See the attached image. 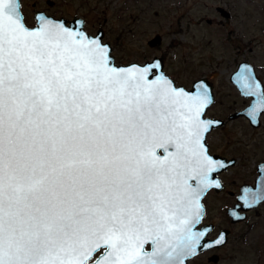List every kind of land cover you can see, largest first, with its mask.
Masks as SVG:
<instances>
[{"label": "snow or ice", "instance_id": "1", "mask_svg": "<svg viewBox=\"0 0 264 264\" xmlns=\"http://www.w3.org/2000/svg\"><path fill=\"white\" fill-rule=\"evenodd\" d=\"M19 8L0 0V264H183L218 166L207 93L158 62L117 68L99 38L43 13L28 28Z\"/></svg>", "mask_w": 264, "mask_h": 264}, {"label": "rangeland", "instance_id": "2", "mask_svg": "<svg viewBox=\"0 0 264 264\" xmlns=\"http://www.w3.org/2000/svg\"><path fill=\"white\" fill-rule=\"evenodd\" d=\"M217 5L225 7L230 17L219 14ZM20 7L27 25L35 23L34 10L44 9L57 17H82L92 34L101 28L116 63H142L161 56L164 70L176 84L190 87L195 79L207 77L213 83L214 100L206 115L227 119L249 103L250 98L230 80L238 62L254 64L264 82V0H20ZM155 35L161 42L150 45L148 40ZM262 119L260 126L252 127L238 115L207 135L210 149L240 156L226 172L230 188H235L230 183L252 174L258 151L250 141L264 140V112ZM229 198L222 192L204 199V220L229 230L227 243L216 249L220 259L213 264H264V210L246 222L231 224L222 210Z\"/></svg>", "mask_w": 264, "mask_h": 264}, {"label": "water", "instance_id": "3", "mask_svg": "<svg viewBox=\"0 0 264 264\" xmlns=\"http://www.w3.org/2000/svg\"><path fill=\"white\" fill-rule=\"evenodd\" d=\"M18 3L20 5V0H18ZM217 9L226 17L230 16V12L228 10H226L223 6H217ZM21 15L23 16L24 19V15L23 12L21 10V7L19 8ZM43 13L45 16H47L48 18L55 20V21H62L65 26L69 27V28H79L80 30H82L84 32L85 35H87L88 37H92V38H99L100 42L102 44H106L108 45L109 48V55L111 58V63L112 65H114L117 68H124L127 69L133 65H138L140 67L145 66L146 64H153L158 62L159 67H157L154 72L155 75H160L162 74L163 76H165L169 81H171V84L173 87H175L176 89H183L184 92L186 93H195L199 90L205 91L208 95V104L207 106L203 109L202 113H201V119L206 120V121H211L213 122L210 127L208 128V130L203 133V142L207 151V142H206V135L207 132L210 131L213 127L220 125L223 120L215 117V116H209V115H204V113L206 112L207 108L209 107V105L213 102L214 100V95H213V89H212V84L209 81V79L205 76H202L198 79H195L192 83V86L190 88H187L181 84H176L175 80L172 79L164 70L163 68V59L161 56H154L152 59L146 60L145 62H137V61H132L129 63H116L114 60L113 55L111 54V45L109 44V42L104 41L102 42V37H103V30L101 28H99L95 34H92L90 32H88L85 28H84V19L80 16H73L71 19H67L65 17H54L50 14H47L46 12H44L43 10H36L34 13V19H35V24L30 26L27 25L24 21V23L26 24V26L28 28H33L34 26H38L37 25V20H36V16L38 14ZM77 22H80L79 24ZM161 42V37L159 35H155L154 37H152L151 39L148 40V43L150 45H157ZM155 76L150 73L148 76L149 80L154 79ZM231 81L233 83L236 84V86L238 87L240 93L244 96H251V99L249 101V103L241 110L235 111L233 113H231L229 115L230 118L236 117L237 115H245L248 117V119L250 120V122L253 125H257L259 123V116L261 114L262 111H260V104L262 102V96H264L263 93V85H262V81L259 78V76L256 74L255 68L252 65V63L246 61V60H242L237 68L231 73ZM249 85H254V87H249ZM250 92H254L255 95H248L246 93H250ZM256 106L257 112L254 116H250L249 112L250 110L253 108V106ZM162 153H159V149H157V154L160 156H164L166 155V153H164L163 149ZM171 150V149H170ZM207 154L213 158V160L218 162V166L216 168V170L214 172L211 173L210 175V179L213 181V184L211 186H215L216 189H220L221 188V184L219 182L218 176L216 175V172L220 169H222V166H227L229 164L232 163V160H230L227 163L222 162L223 158L218 157L216 154L213 153H208ZM260 168V173L256 178V185L255 186H250L248 188H243L242 190V194L241 196L244 198V204L242 205L243 208H248L254 204H257L260 200H261V194L262 192H264V187L262 186V182H264V162L261 163L259 165ZM189 183L190 180H189ZM193 184V186L196 185L195 183H191ZM206 187L204 189V191L200 194L199 196V211H200V219L195 223V225L193 226V231H197V232H202L204 235L200 240V244L199 246L196 248L195 252H193L190 255H185L182 258L183 264H187V259L196 255L199 251H202L207 247L206 245L211 244V247L213 246H219L223 243H225L227 241V236H228V229L227 228H223L219 231V233L217 234L216 237H214L213 239H210L208 237H206V234L211 230L212 228V224H204L201 225L200 227H196V225L201 221L203 215H204V203L202 201L203 196L205 195L206 191L211 187ZM229 214L232 217L233 221H238V220H242L245 217V212H239V207L238 206H233L231 208L228 209ZM221 235L223 236V240L222 243L220 244H215L214 242L219 239L221 237ZM148 252L152 251V246L151 249L146 250ZM98 255V254H97Z\"/></svg>", "mask_w": 264, "mask_h": 264}, {"label": "flooded vegetation", "instance_id": "4", "mask_svg": "<svg viewBox=\"0 0 264 264\" xmlns=\"http://www.w3.org/2000/svg\"><path fill=\"white\" fill-rule=\"evenodd\" d=\"M217 6H221V5H217ZM217 6H216V9H217ZM225 8V7H224ZM226 9V8H225ZM38 10V9H36ZM34 10V13L35 11ZM40 10H43L45 12L44 9H40ZM218 10V9H217ZM227 10V9H226ZM219 14H221L222 16H224L219 10H218ZM47 13V12H46ZM49 14V13H47ZM52 15V14H50ZM231 15V13H230ZM34 16V14H33ZM54 16V15H52ZM75 16V15H73ZM54 17H57V16H54ZM60 17H63V16H60ZM226 17V16H224ZM230 17V16H228ZM59 18V17H57ZM68 19V18H67ZM207 22H211V19L208 18L207 19ZM241 62V61H240ZM238 62V64L240 63ZM237 64V66H238ZM255 70L257 71L255 65L253 64ZM257 74L259 76V78L261 79L262 81V85H263V93H264V82L262 80V77L259 75V72L257 71ZM231 80V78H230ZM210 81V80H209ZM211 82V81H210ZM193 83V82H192ZM233 83V82H232ZM212 84V89H213V83L211 82ZM235 86L236 84L233 83ZM192 86V84H191ZM190 86V87H191ZM189 87V88H190ZM237 87V86H236ZM238 89V87H237ZM239 90V89H238ZM240 92V91H239ZM242 95V94H241ZM244 96V95H243ZM246 97H249L251 99V96H246ZM250 101V100H249ZM238 110H241V109H238ZM238 110H235V111H238ZM233 111V112H235ZM233 112H230L228 115H227V119H233V118H230L229 115ZM262 114L263 112H261L260 116H259V123L257 125H253L250 120L248 119L247 116H245L246 119H248V122L249 124L252 126V127H255V126H260L261 123H262ZM210 116V115H209ZM238 116V115H237ZM219 118V117H218ZM220 119H222L220 117ZM227 119H222L223 122L220 124L222 125H226L227 123ZM218 125V127L220 126ZM222 125V126H223ZM217 126L213 127L210 131L207 132V135L209 132H211L212 130H215L218 128ZM221 127V126H220ZM207 135H206V139H207ZM207 142V141H206ZM250 143H253L254 145L251 146V148L255 149V151H258L257 153H255V157H254V165H253V169H252V174L247 177V178H243L241 179L240 181L238 182H234V183H230L229 185H233L235 186V188L233 187H229L228 186V183L229 181L227 180V175H226V172L231 169V167L235 166L237 164V162L239 161L240 159V156H237V155H234V154H231V155H226L224 153H221V152H217L213 149H210V146H209V143L207 142V151L208 153H213V154H216L218 157L220 158H223L222 159V162L223 164L224 163H227L229 162L230 160H232V163L227 165V166H222L223 168L218 170L216 172V175L218 176V179H219V182L221 184V188L220 189H216L215 186H211L205 193V195L203 196L202 198V201L204 203V199L210 195V194H214V193H222V192H227L228 195H230V198L223 204L222 206V210L224 211V215L226 217V219H228V221L231 223V224H238V223H241V222H246L250 219L251 216L255 215V213H258L260 214L261 211L264 210V199H261L257 204H254L248 208H243V204H244V198L241 196L242 194V190L243 188H248V187H252V186H255L256 185V178L257 176L259 175L260 173V168H259V165L261 163L264 162V140H252L250 141ZM256 143H260L262 145H255ZM241 150H243V147H241ZM159 153H162V150L159 149ZM260 154V155H259ZM191 183H195V181L193 180H190ZM262 186L264 187V184H262ZM233 206H238L239 207V212H245V217L242 219V220H238V221H233L232 220V217L231 215L229 214L228 212V209L233 207ZM204 215L201 219V221L196 225V227H200L201 225H204V224H212V228L211 230L206 234V237L210 238V239H213L214 237L217 236V234L219 233V231L223 228H227L225 226L217 229V224L214 223L213 221H205L204 219L206 218L207 216V209H206V206H205V203H204ZM229 233V232H228ZM227 240H228V236H227ZM227 243V241L219 246H213V247H209V248H206L202 251H199L196 255L190 257L187 259V264H190V260L194 259V258H197L198 256L200 255H205V259L203 260H200L197 262V264H213V263H216L219 259H220V256L219 254L217 253L216 249L224 246L225 244ZM151 244H147L145 245V250H149L151 249Z\"/></svg>", "mask_w": 264, "mask_h": 264}]
</instances>
